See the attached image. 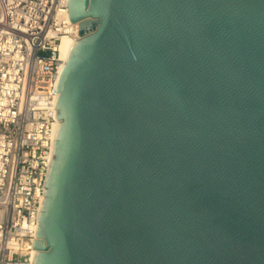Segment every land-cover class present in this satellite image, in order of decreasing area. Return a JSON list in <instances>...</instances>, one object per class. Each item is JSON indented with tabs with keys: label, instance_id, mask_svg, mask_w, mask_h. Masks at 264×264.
<instances>
[{
	"label": "water",
	"instance_id": "obj_1",
	"mask_svg": "<svg viewBox=\"0 0 264 264\" xmlns=\"http://www.w3.org/2000/svg\"><path fill=\"white\" fill-rule=\"evenodd\" d=\"M33 264H264V0H68Z\"/></svg>",
	"mask_w": 264,
	"mask_h": 264
},
{
	"label": "built area",
	"instance_id": "obj_2",
	"mask_svg": "<svg viewBox=\"0 0 264 264\" xmlns=\"http://www.w3.org/2000/svg\"><path fill=\"white\" fill-rule=\"evenodd\" d=\"M65 37L68 0H0V264H33Z\"/></svg>",
	"mask_w": 264,
	"mask_h": 264
},
{
	"label": "bare ground",
	"instance_id": "obj_3",
	"mask_svg": "<svg viewBox=\"0 0 264 264\" xmlns=\"http://www.w3.org/2000/svg\"><path fill=\"white\" fill-rule=\"evenodd\" d=\"M75 43L71 38L65 37L61 40V44H60V55H61V60L64 62V64L68 61L69 58V49L71 47V45ZM60 123L58 122L57 125H59ZM56 129V127H55ZM35 256V255H34Z\"/></svg>",
	"mask_w": 264,
	"mask_h": 264
}]
</instances>
